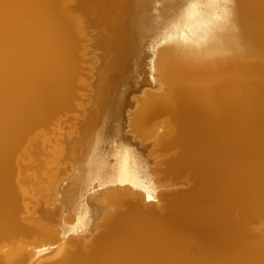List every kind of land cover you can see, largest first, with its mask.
<instances>
[{
	"label": "bare ground",
	"instance_id": "1",
	"mask_svg": "<svg viewBox=\"0 0 264 264\" xmlns=\"http://www.w3.org/2000/svg\"><path fill=\"white\" fill-rule=\"evenodd\" d=\"M184 10L191 18L202 13L192 35L184 36L178 22ZM74 23L91 37L89 53L83 46L95 63L90 116L86 124L63 121L67 135L59 148L29 149L33 130L65 110L72 96L81 49ZM93 28L98 35L90 34ZM161 94L173 95L165 113L180 131L182 157L175 163L194 166L200 176L196 192L171 198L175 210L165 216L149 212L144 202L151 196L161 201L166 166L163 160L154 166L161 173L150 183L140 155L155 163L149 151L157 148L144 145L162 131L150 123L162 106L149 114L143 107ZM77 127H85L82 134ZM21 145L23 154H32L13 174L10 157ZM127 149L139 155L137 176L120 172ZM58 150L71 160V168L64 158L55 167L58 179L70 169L67 185L53 188L64 210H42V219L60 216L58 228L73 242L87 243L107 234L121 212L114 241L91 258L73 254L69 264H190V249L219 254L221 264H264V223L256 231L248 227L264 219V0H206L191 9L187 0H0V229L11 224L15 209L12 175L19 196L27 191L36 209L58 203L43 194L40 168L41 159ZM126 183L140 193L137 205L122 212L113 188ZM63 247L37 252L36 264Z\"/></svg>",
	"mask_w": 264,
	"mask_h": 264
},
{
	"label": "water",
	"instance_id": "2",
	"mask_svg": "<svg viewBox=\"0 0 264 264\" xmlns=\"http://www.w3.org/2000/svg\"><path fill=\"white\" fill-rule=\"evenodd\" d=\"M72 2L69 4L68 13L73 18L77 16V10L76 3ZM201 17V12L198 14L195 13L192 18L187 15L185 10L182 12V16L179 18L178 22H180L181 27H184L186 30L185 33H183L184 36H187L188 33L192 35V30L194 26H197ZM80 30V27H74L75 37L80 43V48H82V36L84 37V34H79ZM176 35L178 36L177 33L172 35V40L174 42L176 41ZM84 51L85 49L83 47V51L79 54L78 64H76L74 90L72 91L71 98H68L67 100V108L60 112H56L54 117L52 116L53 118L49 120L46 126L38 128L37 130L34 129L32 133L35 134L37 131H40L45 133V135L50 136L53 131L61 125V120L71 117L75 112H78L79 105L83 97L82 91L85 89V81L88 78V75L86 74L88 71V68L86 67L88 54ZM163 113H165V110L158 109L154 112V116L159 117V120L166 119L167 116L163 115ZM172 128L173 129L170 128L171 131L167 133L166 137H164L165 139L159 147H156L153 142L148 145H144L155 146L166 166L162 173V200L158 201L156 196H151L147 201L148 203H144L145 206L150 207L158 215L164 213L169 214L173 211L174 207L172 203H170L171 198L183 199L184 197L190 196L196 192V189L200 185V176L194 166L188 164L176 165L175 163L180 160L182 153L180 152L181 147L178 143L179 141L177 140L180 136L179 128L178 126ZM161 129L162 132H166V128L162 127ZM34 134L30 136L28 141L33 139L35 136ZM26 140L24 142H26ZM23 148L24 146L21 145V147H18V149L13 151L11 154L10 163L13 174L15 171L17 172L19 160L23 156ZM123 155L127 156V160L121 166L122 168L120 172L126 175H132L133 172L137 176L139 172V155L134 153L131 149H127ZM12 176L15 178L14 175ZM15 182L16 183L11 186L15 192V209L12 221L7 228L0 229V264H10V256L16 254L20 249L23 250L21 255V258L24 259L23 264H36L35 254L37 252L53 250L62 245H64V247L60 255L55 258L52 257L43 260L38 264H69L70 259L73 257L72 255L75 251H78V249L92 250L97 246L99 242L96 243L95 240L87 243L78 241L73 242V235H66V233L62 232L56 225H51L48 221L42 219V210L50 212L52 209L45 207V205H39V209H36L35 206H33V202L28 194L25 196H19L17 193L19 189L17 181L15 180ZM116 187L113 188V191L120 193L119 197L122 203L125 204L122 211L124 212L129 205H134L137 202V187H134L130 183L122 184ZM257 221L259 220H253V222ZM262 224L263 223H261L260 226ZM260 226L251 227L250 224H248V227L254 231L258 230ZM41 235L45 236L42 237Z\"/></svg>",
	"mask_w": 264,
	"mask_h": 264
},
{
	"label": "rangeland",
	"instance_id": "3",
	"mask_svg": "<svg viewBox=\"0 0 264 264\" xmlns=\"http://www.w3.org/2000/svg\"><path fill=\"white\" fill-rule=\"evenodd\" d=\"M161 6H160V5ZM156 7L157 8H161L162 7V4L161 3H158V5L156 4ZM89 19V18H88ZM87 18H86V20H88ZM200 21V20H199ZM204 23V22H203ZM78 25V27H80L81 28V30H80V34H81V31H82V27L78 24V23H75V25ZM77 25H76V27H77ZM114 29L112 28L111 29V31H113ZM98 30L95 28H93L92 30H91V35L92 36H94L95 34L96 35H98V33L99 32H97ZM110 31V30H109ZM201 32V31H200ZM74 38H76V37H74ZM82 38H83V42H82V46H85V49H86V52L87 53H89V47H90V45H91V37L89 36H86L85 35V37H83L82 36ZM90 38V39H89ZM75 40V39H74ZM78 40V39H77ZM97 41V40H96ZM78 43H79V41H77ZM79 47H80V44L78 45ZM77 46V47H78ZM212 46H207L205 49H208V50H210V48H211ZM82 49V51H83V47L81 48ZM81 49H79V54H81V52L82 51H80ZM97 49V48H96ZM98 51V50H97ZM85 52V51H84ZM78 58H79V56H78ZM79 60V59H78ZM78 60H77V64H78ZM87 60H88V62H87V64H86V67L88 68V71H87V75H88V78H87V80L85 81L86 82V85H85V89L82 91V94H83V97H82V100H81V102H80V105H79V109H78V112H75L71 117H69V118H76L77 120H79L81 123H83V124H86L85 122L88 120V118H89V116H90V114L88 113V109L89 108H91V104H92V102H91V98H92V96H93V93H92V91H91V89H90V87L93 85H91V83H89V81L91 82V80H92V67H93V64H95L94 63V60H93V58H92V55L91 54H88V56H87ZM100 67H101V65H99V68L98 69H100ZM97 69V70H98ZM135 71H137V68H136V70ZM93 75L96 77L97 76V71H96V73H95V71H94V73H93ZM135 76L136 77H139L140 76V73H139V71L138 72H136V74H135ZM252 84V82H250V81H247L245 84ZM258 84H260L259 82H258ZM128 85V84H127ZM154 92H158V88H157V90L156 91H154ZM173 96V95H172ZM172 96H167V97H165V94H161L160 95V97L159 98H155L152 102H150V104L149 105H147V106H144L143 108H145V111H146V114L148 113L149 114V112H151L152 110H153V108L155 107H160V106H162L163 107V105H164V107H163V109L165 108V105H166V108H168L169 106H171V105H168V104H170V101H171V97ZM164 97V98H163ZM166 98V99H165ZM162 99H164V101L162 100ZM164 104H163V103ZM168 102V103H167ZM167 103V104H166ZM158 105V106H157ZM150 106V107H149ZM162 107H160V109L162 108ZM170 108V107H169ZM169 108L168 109H164L165 110V112L166 111H168L169 110ZM66 109V108H65ZM169 112V111H168ZM166 113H164V115H165ZM165 116H168V114H166ZM153 119L151 120L150 119V123L151 124H153V125H155L156 126V129H159L160 128V130H162L161 128L163 127V128H166V132H160V133H155L153 136H151V138L149 139L150 141H151V143L153 142V143H155V145H157L156 147H159V145L163 142V140L165 139L164 137H166V134L167 133H169L171 130H170V128L171 129H173L172 127L173 126H175V127H177V125H171L168 121V117L166 118V119H161V120H159V117H157V116H155V118L154 117H152ZM66 119H64V120H61V125L57 128V129H55L54 131H53V133L49 136V135H45V133H43V132H40V131H37L34 135V137H33V139L31 140V141H29L28 143H29V149H30V146H34V144H37V145H48V146H50V147H54V148H59L60 147V145L63 143V142H65L64 141V139H65V135H67V134H65V128H64V126H62V124H63V121H65ZM44 126H46V125H44ZM40 127H42V124L40 125V126H38L37 128H35L36 130L38 129V128H40ZM84 128L85 127H81V128H76L75 130H76V134L78 133V134H82V131L84 130ZM155 129V130H156ZM106 137H108V136H106ZM159 139H161V140H159ZM49 143V144H48ZM62 146H64V145H62ZM180 152L182 153V151H181V149H180ZM31 151H29V150H27V152L26 153H24L23 154V156H22V160L23 161H28V157H31ZM141 157H143V160H144V162H145V169L143 170V172H145V174L147 175V178H145L146 177V175L144 174L143 176V178H145V180L146 179H148V181L151 183H158V174H160L161 172H159V173H155L154 172V166L156 165V164H158L161 160H163L162 158H161V156L157 153V151L155 150L154 152L151 150V148H150V151H149V157H151L152 159H154L155 160V163H153V164H151L149 161H147V159L146 158H144V154L141 152ZM60 158H64V159H68L69 160V162H70V168H71V160L68 158V157H66V155L65 154H63V152L62 151H60V150H58V152H56V153H54V154H52V156H49V157H47V155L45 156V157H43L42 159H41V162L40 163H42L41 165H40V168H43V172L41 173V174H43V175H41V177H43V178H45L44 179V181H42L41 182V190H42V192H43V194H46L47 195V193H48V196L51 198L52 197V199H54V198H56L57 199V201H58V203L57 204H55L54 203V201H52L51 203H53V205L51 204L50 206H48L47 205V207H49L50 209H52V211H50L51 212V214L53 215L56 211H58V212H61L62 210H60V208H62V204L60 203V201H61V192L60 193H57V192H54L53 191V188L54 187H56L59 183L60 184H62V186H63V188L65 187V185H67V181L66 182H63L66 178L65 177H67L68 175H69V170L70 169H68V173H67V175L66 176H64L63 178H61V179H58V177H57V174H58V169L57 168H55L56 167V164H58V161L60 160ZM143 162V163H144ZM147 163V164H146ZM148 163H149V165H148ZM36 164H39V163H36ZM36 164H34V161H33V165H36ZM165 164V163H164ZM162 167H164L163 165H162ZM147 168V169H146ZM161 168V167H160ZM54 180H59L58 182L56 181V184L55 185H52L51 183H53L52 181H54ZM142 180V179H141ZM143 181H144V179H143ZM15 182V178L12 180V184H15L14 183ZM160 189H161V187H160ZM28 194V192L27 191H25V194L24 195H27ZM23 195V196H24ZM28 196H29V194H28ZM30 197V196H29ZM30 199H31V197H30ZM161 200H162V197H161ZM146 203H148L147 201H145ZM144 202V203H145ZM35 203V202H34ZM34 203H33V206H34ZM37 203V202H36ZM35 203V204H36ZM42 204H43V202H42ZM38 205V204H37ZM39 205H41V203H39ZM135 205H137V204H135ZM139 205V204H138ZM122 206L124 207L125 206V204L123 203L122 204ZM140 206V205H139ZM141 207H144V206H141ZM144 208H149V212H153V214H155V212L150 208V207H144ZM63 210H64V207L62 208ZM126 210V209H125ZM125 210H124V212H125ZM175 210V209H174ZM174 210L173 211H171V213H173L174 212ZM63 212V211H62ZM151 212V213H152ZM239 212V209L238 208H234L233 210H232V214L234 215V214H237ZM121 212H119L117 215H116V217H115V220L113 221V223H112V225H111V227L109 228V231L110 232H108L107 234H105V235H103L101 238H98L95 242L96 243H98L97 244V246L94 248V249H92V250H79L78 249V251L76 252L75 251V253L74 254H79L80 256H83V257H85V258H91V257H94L95 255H98V254H101V253H98L100 250V248H101V244L102 245H104V243L106 244L107 242L109 243V242H111V240L112 241H114V239L116 238V236H117V232H114L116 229H115V221L117 220V217L119 216V214H120ZM165 214V213H164ZM164 214H160V215H158V216H165ZM125 215V214H124ZM60 216H55V217H53L52 216V218H50V219H54L53 221H51L50 222V220L49 219H47L46 221H49V223L51 224V225H56L57 223H59V221L61 220V218H59ZM44 219V218H43ZM64 219V218H63ZM45 220V219H44ZM66 221H67V223L68 224H70L71 226L73 225L72 223H73V221L71 222L70 220H71V217H69V216H67V219H65ZM55 222V223H54ZM263 222L264 223V219H262L261 221L259 220V221H257V222H253V221H251V222H249L248 224H250V226L251 227H258V226H260V224ZM59 225L57 224V227H58ZM114 228V229H113ZM114 230V231H113ZM114 232V233H113ZM111 234V235H110ZM114 235V236H113ZM104 239V240H103ZM100 240H102V241H100ZM76 241V240H75ZM69 242V241H68ZM63 249V248H62ZM62 249H61V251H62ZM97 249H98V251H97ZM61 251L58 253V254H56V255H54L53 256V258H55V257H57L58 255H60V253H61ZM84 251V252H83ZM95 251V252H94ZM78 252H80V253H78ZM83 252V253H82ZM98 254H97V253ZM101 252V251H100ZM22 253H23V250H19L16 254H14L13 256H10L11 257V259L9 260L10 262V264H18L19 262L20 263H24V259H22L21 258V255H22ZM95 253V255H93ZM188 254H187V256L185 257V261H186V259L187 258H191L192 259V262L190 263V264H221V262L219 261L220 259H221V256L219 255V254H214V255H203V254H200L199 252H197L196 250H193V249H190V251H188L187 252ZM88 257H87V256ZM49 256H51V255H49ZM52 258V257H51ZM47 259V258H46ZM45 258H42V259H40L39 260V262H41V261H43V260H46Z\"/></svg>",
	"mask_w": 264,
	"mask_h": 264
},
{
	"label": "snow or ice",
	"instance_id": "4",
	"mask_svg": "<svg viewBox=\"0 0 264 264\" xmlns=\"http://www.w3.org/2000/svg\"><path fill=\"white\" fill-rule=\"evenodd\" d=\"M205 2H206V0H187V4H188L189 9L196 8ZM207 2H215V0H207Z\"/></svg>",
	"mask_w": 264,
	"mask_h": 264
}]
</instances>
